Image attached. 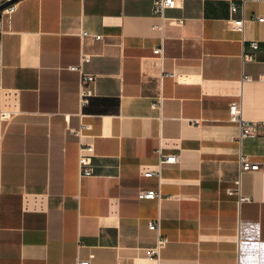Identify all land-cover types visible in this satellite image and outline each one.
Masks as SVG:
<instances>
[{
  "label": "crops",
  "instance_id": "0c3cea01",
  "mask_svg": "<svg viewBox=\"0 0 264 264\" xmlns=\"http://www.w3.org/2000/svg\"><path fill=\"white\" fill-rule=\"evenodd\" d=\"M153 1L20 0L5 19L0 264H264V134L241 139L229 121L241 100L246 120L264 123V23L252 20L264 3L232 14L241 0H180L162 31ZM243 15L244 33L232 30ZM82 50L95 78L83 109L70 70ZM89 145L94 175L80 179ZM160 148L180 161L146 177ZM241 156L263 169L242 172ZM159 188L161 203L139 197ZM159 216L169 243L156 259Z\"/></svg>",
  "mask_w": 264,
  "mask_h": 264
},
{
  "label": "built area",
  "instance_id": "2783aa9c",
  "mask_svg": "<svg viewBox=\"0 0 264 264\" xmlns=\"http://www.w3.org/2000/svg\"><path fill=\"white\" fill-rule=\"evenodd\" d=\"M180 0H154L152 7V15L161 20V23L157 25L155 28L164 30L165 22L167 20V11L171 9H175L178 7ZM248 2H263L264 0H241L239 3H235L231 5V13L235 14L239 11L244 13L246 4ZM16 10V5H11L6 9L0 11V70L3 68V37L6 34L5 29V19L11 18L13 13ZM246 18L243 15L239 19H235L231 17L227 22L232 30H236L238 32L244 33ZM252 20H255L259 23H264V17L254 15L252 16ZM177 22L182 25L184 24V19H177ZM93 37L95 40H101V35H92L87 31L81 32L82 40L86 37ZM250 49H245L243 52V59L245 61H252L254 59V51L259 49L258 42H252L250 44ZM164 43L159 46H156L153 50L154 54L163 58L164 56ZM92 60V55L88 54L84 50H82L79 63L75 66H71L70 70L79 73L80 75V106L81 108H85L92 97L91 84L94 82L95 78L91 74H87L85 71V67ZM262 81H264V76H262ZM245 81H252L250 77L245 78ZM163 106V98L160 97L155 102V108H162ZM230 123L238 124L241 128V139L242 138H257L260 135L264 134V123L258 122H250L246 120L244 116V107L243 102L240 100L238 102H233L230 105ZM12 116L7 112H0V148L3 142V138L5 136V128L4 124L8 123L11 120ZM91 129L90 125L82 123L81 127L78 129L72 130L73 133L79 137H82L83 132L85 130ZM95 156L94 146H82L80 149L79 161H78V173L79 178L92 177L94 175V164L93 159ZM159 156V164L158 170H151L145 174L146 177L157 176L161 179V170L165 164H177L180 161V156L165 154L163 149L160 148L158 150ZM240 165L242 172H251L257 173L263 169V165L260 162L252 161L246 156H241ZM238 194L241 195L240 188L237 190ZM139 197L141 199H154L158 200L159 203L162 202L164 196L161 188L156 191H142L139 193ZM247 198L241 197V200ZM149 228L157 233V241L156 246L149 251V256L151 258L159 259L162 249L169 243V238L165 237L162 233V218L159 216L156 220H153L149 223ZM93 256L85 260H79L78 264H92Z\"/></svg>",
  "mask_w": 264,
  "mask_h": 264
},
{
  "label": "water",
  "instance_id": "95a60500",
  "mask_svg": "<svg viewBox=\"0 0 264 264\" xmlns=\"http://www.w3.org/2000/svg\"><path fill=\"white\" fill-rule=\"evenodd\" d=\"M20 0H3L0 2V11L6 9L7 7L18 3Z\"/></svg>",
  "mask_w": 264,
  "mask_h": 264
}]
</instances>
